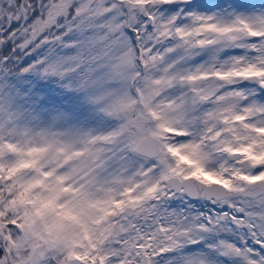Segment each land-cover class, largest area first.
I'll return each instance as SVG.
<instances>
[{"label": "snow or ice", "instance_id": "1", "mask_svg": "<svg viewBox=\"0 0 264 264\" xmlns=\"http://www.w3.org/2000/svg\"><path fill=\"white\" fill-rule=\"evenodd\" d=\"M0 264H264V0H0Z\"/></svg>", "mask_w": 264, "mask_h": 264}]
</instances>
